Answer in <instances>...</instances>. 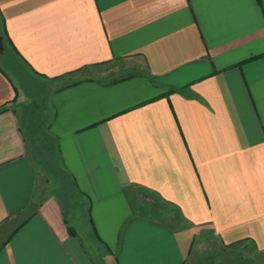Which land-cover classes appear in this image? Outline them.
<instances>
[{
	"label": "crops",
	"instance_id": "obj_1",
	"mask_svg": "<svg viewBox=\"0 0 264 264\" xmlns=\"http://www.w3.org/2000/svg\"><path fill=\"white\" fill-rule=\"evenodd\" d=\"M0 26L29 74L0 57V264L264 251V0H0Z\"/></svg>",
	"mask_w": 264,
	"mask_h": 264
},
{
	"label": "rangeland",
	"instance_id": "obj_2",
	"mask_svg": "<svg viewBox=\"0 0 264 264\" xmlns=\"http://www.w3.org/2000/svg\"><path fill=\"white\" fill-rule=\"evenodd\" d=\"M0 57L3 60H6V63L11 68H14L17 75H20L23 79L25 77H29L28 72L26 71V67L24 64L20 62L18 57L14 55V53L8 47L7 41L4 37L3 31L0 27ZM26 82V80H24ZM27 83V82H26ZM40 151V152H39ZM36 158L40 162H47L48 159L45 154V151L39 150ZM53 157H49L51 159ZM48 159V160H49ZM53 162L49 160L50 168L53 167ZM53 178L58 177L59 173L51 171L49 172ZM50 177V179H52ZM54 182V181H53ZM157 204H155L156 206ZM140 208L147 210L143 205L139 204ZM161 210V207L157 209ZM162 213V211H160ZM159 213L154 212L153 217L157 216ZM177 213L174 210H170L169 213L163 217V220L169 222H175V217ZM203 238L197 241L194 245L192 254L186 264H264V251H259L250 242H239L230 246H223L219 243L218 239L214 236V234L206 231L202 236Z\"/></svg>",
	"mask_w": 264,
	"mask_h": 264
},
{
	"label": "trees",
	"instance_id": "obj_3",
	"mask_svg": "<svg viewBox=\"0 0 264 264\" xmlns=\"http://www.w3.org/2000/svg\"><path fill=\"white\" fill-rule=\"evenodd\" d=\"M1 27V26H0ZM1 30H2V28H1Z\"/></svg>",
	"mask_w": 264,
	"mask_h": 264
}]
</instances>
